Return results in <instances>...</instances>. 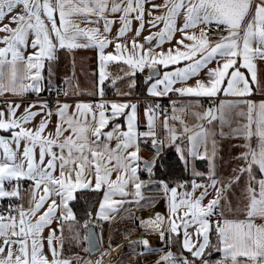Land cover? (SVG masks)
Here are the masks:
<instances>
[{
  "label": "snow or ice",
  "instance_id": "6c2138e0",
  "mask_svg": "<svg viewBox=\"0 0 264 264\" xmlns=\"http://www.w3.org/2000/svg\"><path fill=\"white\" fill-rule=\"evenodd\" d=\"M20 6L22 12L10 16V24L14 23L15 27L0 25V31L6 33L0 37L3 44L0 47V93L23 96L32 91L39 94L45 60H56L58 50L95 46L99 49L101 84L106 79L105 62L125 61L131 70L126 75L134 76L135 70L142 71L145 67L150 70L145 82L152 96L175 93L216 97L223 92L242 99L220 100L218 105L193 111L191 115L199 122L195 125L196 131H191L182 116L175 114L176 102L173 101L171 120L179 122L182 132L177 131L176 124L169 123L168 112L162 109L163 136L157 133L159 105L145 109L147 125L145 130H140L135 103L103 99L95 104L78 102L70 112L68 103L57 101L53 110L46 101H33L17 115L20 103L9 101L6 110L0 109V130L10 133V136L0 135L3 150L0 198L10 201L6 211L0 213V264H70L69 259L61 258L63 227L68 222L71 231L73 223L80 224L73 202H78L77 193L82 191H92L99 197L98 208L86 212L82 222L83 239L89 251L98 243L89 227L93 217L109 220L110 213L125 203L163 199L167 212L164 215L158 212L138 224L145 230L157 232L166 243H171L174 236L180 243L179 254L165 251L157 264H264V100L257 103L246 98L253 94V88L244 71L250 74L251 84L259 88L254 61H264V0H165L162 5L152 4V9H166L165 14L153 16L149 21L152 26L163 21V28L154 34L158 44L171 41L176 31L181 33L176 40L179 46L169 48L167 53L161 51L159 59L151 48H145L136 40L131 41L128 55L123 54L127 45L119 40L115 42V55L105 53L104 49L112 41L101 35L98 28H81L73 20L76 15L94 14L98 18L95 22L104 19V32L108 33L113 21L105 13L110 8L111 13H121L122 25L117 36L122 37L131 24L130 14L136 13L135 19L140 21L136 29L139 36L144 26V0H111V3L110 0H0V21ZM181 12L183 24L177 28L176 17ZM149 15L152 16L151 10ZM211 25H215V31L223 29L226 33L214 43L211 38L214 33L209 32ZM197 27L198 34L187 31ZM81 38H86L87 43H79ZM29 39L32 51L25 56L22 49L29 47ZM152 39V34L144 37L146 42ZM213 60L216 66L207 67ZM181 61L184 62L182 67L178 66ZM156 65L177 67L149 83L153 81L152 70ZM202 69H206L207 79L197 78L194 84L188 85V79L198 77ZM155 75L159 76V72ZM178 81L183 86L173 87ZM48 83L50 85L51 81ZM99 94L103 97V88ZM240 105L245 108L236 115L245 120L231 127L226 111L230 113ZM186 107L182 106L180 111ZM53 114L57 120L54 130L49 131ZM38 115L42 116L38 125L26 127ZM120 119L123 124L117 122ZM215 120L221 125L219 133L209 127ZM224 125L230 127V133L223 131ZM229 134L244 141L234 145L243 150L233 158L238 162L233 174L221 179L214 162L218 147L216 136ZM185 141L186 147H182ZM149 142L153 155L145 158L141 145ZM166 145L175 148L180 175L155 179V166ZM205 160L207 170L200 171L197 162ZM144 173L147 180L141 178ZM243 177L247 179L242 189V203L233 207L226 193L233 185L239 186ZM24 181L31 182L28 189L23 188ZM148 185L162 192V197H144L141 190ZM28 191L30 197L25 207L22 193ZM37 192L41 194L37 196ZM129 196L133 199L127 200ZM222 199L225 205L221 204ZM13 200L17 202L12 203ZM225 206L237 218H228ZM54 220L60 228V236L51 227ZM46 227L49 231L45 238ZM75 238L79 242V231ZM138 243L145 251H157L149 247L146 238ZM214 253L219 254L218 259L212 258ZM96 264L101 261L97 260Z\"/></svg>",
  "mask_w": 264,
  "mask_h": 264
},
{
  "label": "crops",
  "instance_id": "0c3cea01",
  "mask_svg": "<svg viewBox=\"0 0 264 264\" xmlns=\"http://www.w3.org/2000/svg\"><path fill=\"white\" fill-rule=\"evenodd\" d=\"M42 2V0H41ZM74 2H78V0H74ZM119 2V0H117ZM111 3V0H110ZM165 3V0H144V26L140 32V35H136V29L140 25V21L135 19L136 13L130 14L131 24L129 26L128 31H126L125 35L122 37H118L117 33L122 25V21L120 20L121 13H111L110 8L109 11L105 13L109 20H112L113 23L110 25V32H104V19H99L97 21V17L94 14L90 16H85L83 14L76 15L73 17V20L79 23L81 28H98L101 35L107 36L109 40L112 41L105 49L104 52H112L114 55L116 54L115 51V42L119 40L120 43L127 45V51L123 54L128 55L131 52V41L136 40L139 43L143 44L145 48H151L154 54H157V59H159V53L161 51L167 53L169 48H175L179 45L176 44V40L181 37V33L176 31L173 34V39L171 41L165 40L163 43L158 44V37L154 34L159 32L163 28V21L156 23L155 26L149 24V21L153 19V16L161 15L166 13V9H152V4L162 5ZM152 11V16L149 15V11ZM15 12H22V6L17 7L14 13L7 14L5 19L0 21V25L3 24H10V16L15 14ZM57 15V22H58V14ZM91 21V22H90ZM47 23V21H45ZM183 24V13L181 12L180 15L176 17V27L179 28ZM11 27H15L14 23L10 24ZM215 27V25L209 26L210 28ZM187 31L193 32L195 31L197 34L199 33V27L196 29H188ZM221 35H225L223 29L219 31ZM6 33L0 31V37L4 36ZM150 34L153 35V39L150 42H146L144 37L149 36ZM31 39V34H30ZM30 39H29V47L27 49H22L24 51L25 56L29 52L32 51L30 47ZM79 43H87L86 38H81L78 41ZM185 43H189V41L185 40ZM214 43V42H213ZM0 47H3V44L0 43ZM182 50H184L182 48ZM10 59V55H9ZM257 66V77L260 82V87L257 88L255 85L251 84L250 74L245 71L246 76L249 77L250 86L253 88V94L246 97L247 99H251L256 101L257 103L261 100H264V61L257 59L254 61ZM184 62L181 61L178 66H183ZM216 61L213 60L209 63L207 67H215ZM159 71V76L153 78L154 82L155 79L162 78L163 73L165 71H172L177 65H169L165 68L163 65H156ZM148 68L145 67L142 71L137 69L135 70L134 76L126 75L131 70L129 69L128 65L125 61H107L105 62V76L106 79L104 80L103 84L100 83L99 79V72H100V61H99V49L95 46L89 47H81L73 50H58L57 52V59L49 62L47 60L44 61V68L42 69V75L44 76V80L42 81L43 87L40 93H44L47 91L50 85L55 84L56 82L62 83L64 85L62 89V95L65 97L63 100L59 101L60 103H68L71 105L69 111L75 110V105L78 102L82 103H92L95 104L99 102L101 99L105 101H115V102H130L135 103L137 105V120L139 122L140 130H145L147 125V117L145 115V109L151 107L150 100L148 97H166V96H152L147 92L148 83L145 82V77H147ZM8 69H5V73L7 75ZM51 71V74H49ZM206 69H202L201 73L198 77H191L186 82L188 85H192L195 83L197 78L199 79H207L205 75ZM49 80L51 84L49 85ZM133 80L135 84L133 85ZM141 81V82H140ZM5 83L7 80L5 79ZM141 86V87H140ZM183 84L181 82H177L173 87H181ZM103 88L104 95L103 97L100 96L99 91ZM32 94H37L35 92L30 91ZM67 93V95H65ZM169 95H175L177 98L174 100L175 107L177 109L176 115L182 116V118L187 122L191 131H196L195 125L199 122L196 118L191 115L193 111H203L209 107L214 105H218L220 100H236L242 99L240 97H235L232 95H225L223 92L217 94L216 97H195L189 95H179L175 93H169ZM11 101L13 103H20V108L17 110V115H20L24 107L33 101L32 99L24 98L23 96H16L13 95L11 92H3L0 93V109L6 110L7 103ZM196 101H199L197 104ZM186 105V109L184 111H180L181 107ZM38 106V105H37ZM57 107V102L54 103V109ZM245 108L244 105H240L238 108L231 110V112L226 111V115L231 120V127H236L237 123L244 122L245 117H241L236 115L240 109ZM53 109V110H54ZM246 110V109H245ZM127 111H130L128 109ZM173 115V104H171V113L169 115V123L176 124V128L178 132H182V128L179 125V122L172 121L171 116ZM42 118L41 115L36 116L30 123L26 125V127H34L38 125L40 119ZM57 117L55 114L52 115L50 123L48 125V130L53 131L54 126L56 123ZM163 116L156 115V125H157V133L159 136L165 135L164 129L162 127ZM117 122L123 124L124 121L122 119L118 120ZM111 125H109L110 127ZM217 133L221 130V125L219 120H215L209 126ZM223 131L225 133H230V127L228 125L223 126ZM190 134V133H188ZM185 134V135H188ZM0 135L3 136H10L9 132L4 130H0ZM184 139L183 137L181 138ZM218 141L217 153L215 157V165H216V174L221 179H226L230 175H232V170L237 166V161L233 158L236 157L243 149L239 147H234V145L242 144L244 141L242 139L236 138L235 136L229 134L226 136H216ZM150 146L147 147L146 145H141V153L145 158H148L147 155L148 149H151L150 142L148 143ZM21 145V151H22ZM182 147H186V141L181 144ZM15 148V145H12ZM166 147H168L166 145ZM174 150L175 148L172 147ZM209 150H211V146H209ZM2 149H0V158H2ZM201 151H203V147H201ZM38 153V149H37ZM206 168L200 169L198 166L197 168L200 171L207 170V161L205 160ZM247 177H243L239 181V186L233 185L230 190L226 193L227 201H230L232 206L235 207L238 203H242V189L244 187L245 181ZM28 187L24 189H28ZM142 195L144 197H162V192L157 191L154 186H145L142 190ZM41 193L37 192V196ZM24 197V205L25 207L28 206V199L30 197V191L22 193ZM114 199H120V197H115ZM127 200H132L131 196L126 198ZM207 200H205V203ZM222 205L226 204V201L222 199ZM46 207V205H45ZM43 211V209H41ZM161 213L164 215L167 212L166 202L163 199H158L156 201H149V200H142L138 204L137 203H125L122 205L116 212L110 213L109 220H102L95 218V232L97 235V239L99 242L100 249L94 255L88 254L87 256L83 255V252L80 248V245L77 246L75 251L68 250L69 247L64 244L65 238L76 236V232L79 231V236L81 237V230L78 224L73 223L72 230L69 231L68 222L64 223L63 227V247L61 249V258H66L70 260V264H89L92 262L95 264L97 259H100L102 255V251H106L109 248L115 247L117 245H122V248L125 249L122 254L118 257V259L113 262L112 264H122V262H133L134 256V247H131L130 241H139L138 239L144 237L149 240V247L156 248V250H161V253L165 251L171 250V244L173 241L176 240L175 236L171 243H166L165 240H161L157 232L145 230L142 227H139V221L142 219H146L148 217H154L156 213ZM225 215L228 218H237L236 215L230 213L228 211L227 206L224 207ZM239 218H243L240 216ZM125 219H127V223H125ZM124 220V221H123ZM122 225L123 229L126 228L127 232L124 233L123 236H116L112 235L111 232L115 230L116 227ZM56 230V235L60 236L61 231L60 228L57 226V222L54 220L51 226ZM121 227V226H120ZM132 228V230H131ZM49 229L46 227L43 236L46 238ZM132 231V232H131ZM143 234V235H142ZM83 235V234H82ZM112 237V238H111ZM80 239V238H79ZM182 240V236L180 238ZM82 241V238H81ZM177 241V240H176ZM55 243V242H54ZM154 243V244H153ZM179 244V246H178ZM111 245V246H110ZM66 246V247H64ZM176 246L180 252V243L177 241ZM141 244H137L138 252H146L142 249ZM45 250H47V244L45 240ZM133 250V251H132ZM124 254V255H123ZM159 254V255H160ZM187 254V253H185ZM218 254V253H217ZM219 258V254H218ZM142 260V259H141ZM143 261V260H142ZM118 262V263H117Z\"/></svg>",
  "mask_w": 264,
  "mask_h": 264
},
{
  "label": "built area",
  "instance_id": "2783aa9c",
  "mask_svg": "<svg viewBox=\"0 0 264 264\" xmlns=\"http://www.w3.org/2000/svg\"><path fill=\"white\" fill-rule=\"evenodd\" d=\"M210 33H214V35L211 37L212 41L215 42L216 38L221 36L219 31H215V27L209 29ZM64 85L62 83L56 82L53 85H50L46 92L39 93V94H32L30 91L24 95V98L37 100V101H46L48 104V107L54 109V103L57 101L63 100L65 97L62 95V89ZM177 97L175 95H169L166 97H148L150 100L151 107H155L156 105H159L160 108L157 110V114L159 116H163L161 114L162 109H166L168 112V115L171 113V104ZM30 181H24L23 188H26L30 185ZM12 203H16L17 201L13 200ZM10 203L8 198H0V213H3L6 211L8 204ZM123 249L122 245H117L115 247L109 248L106 251H102V254H104L100 259L101 264H112L115 262L118 257L122 254ZM96 260V261H97ZM96 264V262H95Z\"/></svg>",
  "mask_w": 264,
  "mask_h": 264
},
{
  "label": "trees",
  "instance_id": "16d2710c",
  "mask_svg": "<svg viewBox=\"0 0 264 264\" xmlns=\"http://www.w3.org/2000/svg\"><path fill=\"white\" fill-rule=\"evenodd\" d=\"M144 145L150 148L148 144H144ZM176 161H177V154L175 150L172 147H166L165 151L161 153V157L158 158L157 160V164L155 166V171H156L155 179H162V178L168 179L180 175V172L176 167ZM197 166L203 170L206 168L204 161H198ZM141 178L147 180L148 176L146 173H144L142 174ZM77 196H78V202H73V209L77 215V219L80 221V224H78V226L81 230L83 229L82 222L83 219L86 218L85 216L86 212H88L89 210H92L94 212L98 208L97 200L99 199V197L96 193L92 191L78 192ZM95 225H96L95 217H93V222L90 224V226L95 228ZM83 233H85L84 229H83ZM212 239L214 241L215 238L213 237Z\"/></svg>",
  "mask_w": 264,
  "mask_h": 264
},
{
  "label": "rangeland",
  "instance_id": "374dc122",
  "mask_svg": "<svg viewBox=\"0 0 264 264\" xmlns=\"http://www.w3.org/2000/svg\"><path fill=\"white\" fill-rule=\"evenodd\" d=\"M147 151H148L147 155L149 157L153 155V149L152 148L151 149H148ZM126 220L127 219H125V221L124 220L123 221L125 223H127ZM120 226L119 227H116L115 230L113 232H111V234L112 235H116V236L117 235L118 236H123L124 233L127 232V230H126V228L123 229L122 225H120ZM89 227L91 229L92 226H89ZM131 230H132V228H131ZM81 233L83 235L81 234V237L79 239V242H77V239L75 238V236H71V237L65 238L64 244L67 245L69 247L68 250H71V251H75V249H77V246L80 245V248H81V250L83 252V255L87 256L88 254H87V248H86V241H84V239H83V237L85 235V233H83V229H81ZM81 238H82V241H81ZM142 238H144V237H141L138 240H141ZM176 243H177V241L175 240V241H173V244H171V247H172L171 248V251L173 253L179 254V250H178V247L176 246ZM137 244H138V241H137V243H131V245H130L131 247H134V250H135L134 256H132L134 258L133 259V262H122V264H157V261L159 260L160 256L164 254V253H161L160 254V251H162V249L161 250H157V251H146V252L139 253L138 252V248H137ZM64 247H66V246H64ZM122 249H123V251H125L124 248H122ZM124 254H126V252ZM212 258L214 260L215 259H218V254L214 253ZM91 264H93V263L91 262ZM161 264H163V262H161Z\"/></svg>",
  "mask_w": 264,
  "mask_h": 264
},
{
  "label": "water",
  "instance_id": "95a60500",
  "mask_svg": "<svg viewBox=\"0 0 264 264\" xmlns=\"http://www.w3.org/2000/svg\"><path fill=\"white\" fill-rule=\"evenodd\" d=\"M157 71H158V68H157V67H156V69L152 70V72H153V78L156 77L155 72H157ZM158 72H159V71H158ZM149 74H150V70H148V72H147V76H149ZM90 230L94 233V235H95V237H96V239H97V235H96L95 229H94L93 227H91ZM97 241H98V239H97ZM86 248H87V252H88V254L94 255V254L97 253V252L99 251V249H100L99 242L97 243L96 247L93 248L91 251L88 250L89 245H88V243L86 242ZM142 249L144 250L143 247H142ZM152 249H156V248H152Z\"/></svg>",
  "mask_w": 264,
  "mask_h": 264
}]
</instances>
